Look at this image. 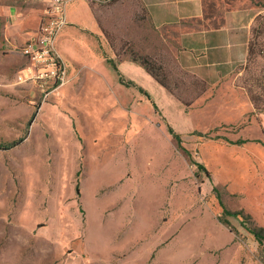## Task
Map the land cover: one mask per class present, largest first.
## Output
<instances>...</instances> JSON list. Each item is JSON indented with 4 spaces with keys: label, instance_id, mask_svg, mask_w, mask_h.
<instances>
[{
    "label": "rangeland",
    "instance_id": "374dc122",
    "mask_svg": "<svg viewBox=\"0 0 264 264\" xmlns=\"http://www.w3.org/2000/svg\"><path fill=\"white\" fill-rule=\"evenodd\" d=\"M0 5L33 15L46 1ZM66 16L64 85L20 81L31 60L0 51V264H264L247 228H264V112L242 71L193 98L200 86L176 57L192 21L156 28L140 0H70Z\"/></svg>",
    "mask_w": 264,
    "mask_h": 264
},
{
    "label": "crops",
    "instance_id": "0c3cea01",
    "mask_svg": "<svg viewBox=\"0 0 264 264\" xmlns=\"http://www.w3.org/2000/svg\"><path fill=\"white\" fill-rule=\"evenodd\" d=\"M140 1L156 28L192 21L178 35L176 57L209 86L230 72L236 76L240 73L236 68L245 61L253 19L263 12L253 0ZM42 15L43 10L28 15L13 6L0 5V51L19 52L18 48L34 40Z\"/></svg>",
    "mask_w": 264,
    "mask_h": 264
},
{
    "label": "trees",
    "instance_id": "16d2710c",
    "mask_svg": "<svg viewBox=\"0 0 264 264\" xmlns=\"http://www.w3.org/2000/svg\"><path fill=\"white\" fill-rule=\"evenodd\" d=\"M131 59L139 62L140 65L151 75L154 80L163 86L168 92L175 95L177 99L184 105H190L193 102V98L201 95L207 88L208 82L193 75V83L199 85V89L193 98L187 99L179 93H176L173 87L170 85V79L168 73L164 70L163 66L150 60L146 56H140L135 52H132ZM264 59V12L258 13L253 19V23L250 28V37L247 44L246 58L243 64L240 65L238 71H242L237 83L241 86L253 108L256 111L264 112V66L261 64V60ZM107 62L118 74L119 82L125 86H131L135 83L133 80H125L124 75L120 71L117 63L113 58H107ZM196 77V78H195ZM176 85L177 82L175 81ZM140 92H145L141 87H138ZM168 132L176 139L177 143L181 145V137L170 125H167ZM18 141H12L6 144V147L15 145ZM200 167H202L199 164ZM224 212L231 215H239V212H232L224 207ZM248 230L254 235V237L260 242H264V228L263 227H247Z\"/></svg>",
    "mask_w": 264,
    "mask_h": 264
},
{
    "label": "built area",
    "instance_id": "2783aa9c",
    "mask_svg": "<svg viewBox=\"0 0 264 264\" xmlns=\"http://www.w3.org/2000/svg\"><path fill=\"white\" fill-rule=\"evenodd\" d=\"M70 0H46V6L38 28V36L18 48L31 60V65L19 74V80L34 76L42 82H50L56 87L67 81L66 67L56 50V40L61 29L67 24L66 5ZM96 2L114 0H90Z\"/></svg>",
    "mask_w": 264,
    "mask_h": 264
}]
</instances>
